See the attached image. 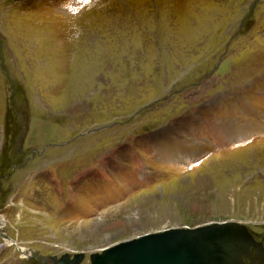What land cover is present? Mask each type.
Listing matches in <instances>:
<instances>
[{
    "label": "rangeland",
    "instance_id": "1",
    "mask_svg": "<svg viewBox=\"0 0 264 264\" xmlns=\"http://www.w3.org/2000/svg\"><path fill=\"white\" fill-rule=\"evenodd\" d=\"M232 220L264 237V0H0V264Z\"/></svg>",
    "mask_w": 264,
    "mask_h": 264
},
{
    "label": "water",
    "instance_id": "2",
    "mask_svg": "<svg viewBox=\"0 0 264 264\" xmlns=\"http://www.w3.org/2000/svg\"><path fill=\"white\" fill-rule=\"evenodd\" d=\"M257 245L248 228L232 220L139 235L92 254L91 264H247L245 258L254 264L250 250ZM83 259V252L66 254L54 264H81Z\"/></svg>",
    "mask_w": 264,
    "mask_h": 264
},
{
    "label": "flooded vegetation",
    "instance_id": "3",
    "mask_svg": "<svg viewBox=\"0 0 264 264\" xmlns=\"http://www.w3.org/2000/svg\"><path fill=\"white\" fill-rule=\"evenodd\" d=\"M151 233V232H150ZM146 234V233H145ZM134 238V237H133ZM255 238V237H254ZM127 240V239H126ZM255 240L257 241V243H259V245L257 246H252L250 253L252 255L253 258V262L254 264H264V237L263 238H255ZM124 241V240H123ZM118 243V242H116ZM114 243V244H116ZM73 257V256H72ZM36 261H40L43 262V260L39 257H37L35 259ZM244 261L249 264L250 260L245 258ZM54 263V262H53Z\"/></svg>",
    "mask_w": 264,
    "mask_h": 264
},
{
    "label": "bare ground",
    "instance_id": "4",
    "mask_svg": "<svg viewBox=\"0 0 264 264\" xmlns=\"http://www.w3.org/2000/svg\"><path fill=\"white\" fill-rule=\"evenodd\" d=\"M107 215H109L110 218L113 217V216L110 214L109 211H108V212H107V211L104 212L102 216H107ZM104 218H106V217H104ZM108 222H109V221H108ZM112 224H113L112 222L106 223V228L109 227V226L112 227ZM167 229H168V228H167ZM162 231H163V230H162ZM15 244H17L16 241H15ZM113 245H114V244H113ZM111 246H112V245H111ZM109 247H110V246H109ZM107 248H108V247H107ZM105 249H106V248H105ZM105 249H104V250H105ZM104 250H103V251H104ZM41 259L43 260V263H52V264H53V262H51V259H49V258H47L49 262H48L47 260H45L44 258H41ZM58 261H59V259H58Z\"/></svg>",
    "mask_w": 264,
    "mask_h": 264
},
{
    "label": "built area",
    "instance_id": "5",
    "mask_svg": "<svg viewBox=\"0 0 264 264\" xmlns=\"http://www.w3.org/2000/svg\"><path fill=\"white\" fill-rule=\"evenodd\" d=\"M0 238L5 243H6V241L10 240V236L7 234V232L4 229H1V228H0ZM1 248H2V246H1Z\"/></svg>",
    "mask_w": 264,
    "mask_h": 264
},
{
    "label": "crops",
    "instance_id": "6",
    "mask_svg": "<svg viewBox=\"0 0 264 264\" xmlns=\"http://www.w3.org/2000/svg\"><path fill=\"white\" fill-rule=\"evenodd\" d=\"M23 261H24V259H23ZM21 262V261H20ZM37 262H39V260L37 261ZM18 264V262H15V261H9V264ZM39 264H41V262H39Z\"/></svg>",
    "mask_w": 264,
    "mask_h": 264
}]
</instances>
